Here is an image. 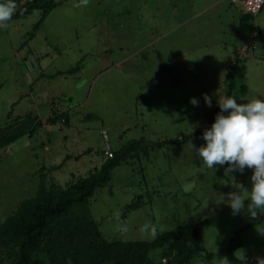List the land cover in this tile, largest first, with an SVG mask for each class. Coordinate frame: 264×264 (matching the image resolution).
Here are the masks:
<instances>
[{
  "label": "rangeland",
  "instance_id": "1",
  "mask_svg": "<svg viewBox=\"0 0 264 264\" xmlns=\"http://www.w3.org/2000/svg\"><path fill=\"white\" fill-rule=\"evenodd\" d=\"M126 2L88 0L83 6L81 0H55L48 12L12 17L0 28V127L27 132L0 149V264L19 260L24 225L40 198L53 200L70 191L132 140L140 142L141 151L112 168L110 180L87 203L71 206L60 218L63 223L76 229L89 217L104 240L126 243L153 242L199 221L202 245L213 260L203 252L190 264H233L232 259L243 261L242 253L245 260L264 259V208L252 217L245 200L244 210L233 214L227 196L238 191L247 199L254 169L229 174L227 164L209 169L195 151L206 146L203 132L229 90L225 74L235 58L241 62L236 87L247 86L248 102L264 100V8L253 16L227 0L206 11L215 0H182L176 10L146 6L143 19H135L139 28L130 29L117 26ZM194 15L160 37L179 18ZM247 45L255 49L240 53ZM203 94L211 96V108ZM32 97L40 100L37 107ZM33 110L37 117L22 122ZM50 116L53 123L44 125ZM188 136L182 145L152 146ZM139 196L144 205L126 210ZM147 220L166 230L155 239L142 234ZM234 236L242 247L230 254ZM164 249L151 250L141 264H172L176 251L162 259ZM85 251L79 264H102L93 261V249ZM30 255L31 264H68L47 245Z\"/></svg>",
  "mask_w": 264,
  "mask_h": 264
},
{
  "label": "trees",
  "instance_id": "2",
  "mask_svg": "<svg viewBox=\"0 0 264 264\" xmlns=\"http://www.w3.org/2000/svg\"><path fill=\"white\" fill-rule=\"evenodd\" d=\"M7 3V0H0V4ZM17 4V3H16ZM55 5V0H30L23 4H17V9L13 14L14 19H21L33 12L39 10L43 13L51 10ZM241 62L235 58L233 63L228 66L225 74V82L228 91L224 97H233L231 92L236 87V69ZM77 67L67 71L72 74ZM248 92L247 86L241 84L237 88V96L233 97L238 103H248L245 96ZM220 112L218 105L214 106L209 115V127L215 122L216 115ZM37 117L36 112L26 114L21 118L22 122ZM54 121L52 116L48 117L44 125H51ZM41 127V125H40ZM27 134L25 131L14 130L12 126L0 127V149L19 140ZM193 136V135H192ZM192 136L182 137L181 139H166L156 141L152 146L160 148L163 146H178L186 143ZM145 143V141H143ZM140 142L132 140L122 150L119 151L114 159L106 161L99 170L91 173L89 176L79 178L73 184L70 191H63L53 200L49 197L40 198L36 202L31 211V221L24 225V239L18 244L19 260L15 264H31L32 259L30 253L37 249L44 248L46 245L52 248L55 253H61L63 259L68 264H79V257L85 250L90 247L92 251L93 261L102 264H141L146 260L151 250L164 247L165 254L162 259L171 256L170 249L176 251L172 264H190L195 257H200L201 253H205V259L212 261L213 256L208 253L202 245L201 239V222L194 221L185 226H178L172 231L158 236L153 242H126L118 241L107 242L97 231V225L91 218L85 217L80 228H71L63 223L60 218L67 214L68 209L73 205H83L93 196L97 187L105 184L110 180L109 171L117 166L120 162L126 161L132 154L140 152ZM42 195V190L39 195ZM142 196L126 208L128 211H136L144 205ZM21 208L25 207L23 203ZM263 220V216L256 218V221ZM9 221V220H6ZM252 224L250 223L249 226ZM238 236H234L228 244V252L231 254L236 249L242 247L240 242H234ZM166 245H169L168 247ZM166 246V247H165ZM233 264H257V259L245 261H237L232 259Z\"/></svg>",
  "mask_w": 264,
  "mask_h": 264
},
{
  "label": "clouds",
  "instance_id": "3",
  "mask_svg": "<svg viewBox=\"0 0 264 264\" xmlns=\"http://www.w3.org/2000/svg\"><path fill=\"white\" fill-rule=\"evenodd\" d=\"M87 4L88 0H81V5ZM16 9L15 0L0 4V28L8 27L7 22L11 20ZM203 98L205 104L211 108V96L203 94ZM190 103L198 106L196 98H191ZM218 106L220 112L216 115L215 122L203 132L202 139L206 141V146L196 148L195 151L209 169L225 164L228 165L225 169L228 174L234 171L243 173L245 168L254 169L250 196L246 199L238 191L230 192L227 196L233 214L244 210L245 200H250L247 212L255 217L259 210L264 208V100L254 99L248 103H238L233 97H224L218 100ZM191 147L195 148L192 144ZM166 227L147 220L141 228V233L155 239L163 234ZM240 259L245 260L243 253ZM257 264H264V259L257 258Z\"/></svg>",
  "mask_w": 264,
  "mask_h": 264
},
{
  "label": "crops",
  "instance_id": "4",
  "mask_svg": "<svg viewBox=\"0 0 264 264\" xmlns=\"http://www.w3.org/2000/svg\"><path fill=\"white\" fill-rule=\"evenodd\" d=\"M221 2V0H215L214 3H212L210 6H207L204 11H206L207 9H209L210 7L214 6V5H219V3ZM183 4L182 0L181 1H176V0H127V2L125 3V6L123 7V9L119 12L118 15H120L121 17L118 20L117 26L119 25L121 28H139V26L137 27V24L135 23V19H137V21L140 20V18L143 19V11L144 8L147 6V9H154V10H160L161 8H163L164 10H166V7L164 5H166L167 7L176 10L177 6ZM178 12V11H176ZM184 16V15H183ZM197 15H194L190 18H179L177 25L173 28H171L168 32H162V34L160 35V37H164L165 35H167L168 33H170L172 30L181 28L182 26H184L189 20H191L192 18L196 17ZM158 40V39H157ZM28 87L30 86L27 85ZM31 91V88H30ZM32 104L34 107H37L40 103V100L37 99V101H34V98L32 97ZM31 112H36L35 110L31 111ZM31 112H28L26 114H29ZM24 114V116L26 115ZM22 116V117H24ZM46 121V120H45ZM44 121V123H45Z\"/></svg>",
  "mask_w": 264,
  "mask_h": 264
},
{
  "label": "built area",
  "instance_id": "5",
  "mask_svg": "<svg viewBox=\"0 0 264 264\" xmlns=\"http://www.w3.org/2000/svg\"><path fill=\"white\" fill-rule=\"evenodd\" d=\"M231 5H236L242 8V10L249 15L256 16L261 12L264 8V0H227ZM255 48L253 45H247L243 47L241 50L239 49L240 53L244 51L250 50L253 51ZM239 54V53H238ZM108 150V147H107ZM109 157H112V153L109 152Z\"/></svg>",
  "mask_w": 264,
  "mask_h": 264
}]
</instances>
